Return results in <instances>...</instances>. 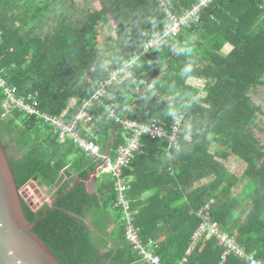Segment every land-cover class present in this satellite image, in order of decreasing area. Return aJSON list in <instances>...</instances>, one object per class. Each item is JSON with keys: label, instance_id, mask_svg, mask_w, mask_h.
I'll return each mask as SVG.
<instances>
[{"label": "trees", "instance_id": "16d2710c", "mask_svg": "<svg viewBox=\"0 0 264 264\" xmlns=\"http://www.w3.org/2000/svg\"><path fill=\"white\" fill-rule=\"evenodd\" d=\"M167 1L177 15L195 2ZM166 21L157 0H0V71L18 97L34 95L42 114L70 122ZM102 22L111 23L115 40L101 35ZM130 72L88 108L80 132L116 159L129 137L120 120L170 128L182 118L179 149L144 137L124 171L143 243L162 264H247L234 255L223 260L213 237L195 240L209 207L211 221L264 260V144L255 133L263 111L253 98L264 86V0H214ZM4 101L0 92V142L18 186L36 178L51 197L38 212L23 200L33 233L61 264H147L126 239L112 175L100 172L95 195L88 192L102 158L61 143L36 117H4ZM231 158L244 171L233 172Z\"/></svg>", "mask_w": 264, "mask_h": 264}, {"label": "built area", "instance_id": "2783aa9c", "mask_svg": "<svg viewBox=\"0 0 264 264\" xmlns=\"http://www.w3.org/2000/svg\"><path fill=\"white\" fill-rule=\"evenodd\" d=\"M157 1L160 2L167 18L163 33L151 38L122 69L115 71L108 79L100 82L94 95L83 103L79 115L70 122H64L63 120L42 114L39 111V103L34 95L18 97L17 89L7 84L3 78V73L0 71V92L5 98L3 103L4 117L11 116L15 111L23 112L29 117H36L58 133L61 143L70 140L81 148L86 155L102 158V163L98 167L97 172L109 173L115 179L118 193L117 205L122 209L125 217L126 239L139 252L142 260L147 264H162V261L160 256L152 252L150 245L143 243L139 230L134 224L131 205L127 198V193L130 190V180L125 178L124 171L131 164L135 155L142 153L144 137L166 141L169 151L179 149V133L182 118L175 119L174 124L170 128H166L165 125L158 121L143 125L129 120H120L122 128L129 134V137L126 138L125 145L118 149L116 159H111L108 155H101V147L96 143L94 144L85 140L80 132V127L82 123H89L90 117L87 114V110L95 101L105 96L111 86L122 84L125 79L132 78L130 71L141 58H144L149 52L160 47L168 39L176 37L182 29L189 27L191 23L198 22L201 11L207 8L214 0H195L192 8L181 15H177L171 10L167 0ZM2 41L3 34L0 31V44ZM108 111L111 116H114L112 107H109ZM201 216L203 224L195 236L196 241L200 240L204 235H208L215 238L224 247L223 260H226L230 255H234L244 260L247 264H264V260L259 259L255 253H248L238 245L234 237L223 232L218 223L211 221L209 207L201 212Z\"/></svg>", "mask_w": 264, "mask_h": 264}, {"label": "water", "instance_id": "95a60500", "mask_svg": "<svg viewBox=\"0 0 264 264\" xmlns=\"http://www.w3.org/2000/svg\"><path fill=\"white\" fill-rule=\"evenodd\" d=\"M27 187L36 188L39 196L48 190L36 178ZM23 200L8 153L0 142V264H61L33 233L36 224L27 219Z\"/></svg>", "mask_w": 264, "mask_h": 264}, {"label": "rangeland", "instance_id": "374dc122", "mask_svg": "<svg viewBox=\"0 0 264 264\" xmlns=\"http://www.w3.org/2000/svg\"><path fill=\"white\" fill-rule=\"evenodd\" d=\"M96 6L98 9H100V5L98 3L96 4ZM109 19L111 20L110 17ZM100 29H101V35L104 38L106 39L110 38L112 40L116 39V35L114 29L112 28L111 23L102 22L100 25ZM230 50H231L230 47H226L224 49V52L228 53ZM198 83L199 85L201 84V82ZM253 98L255 103L262 107V111H263V114L259 115L258 127L255 128V133L259 136V138L262 140L264 144V86H261L257 91L253 92ZM227 166L233 172L236 173H241L245 169V165L235 158L229 159L227 162ZM30 189H31L30 187L25 188L22 191V197L32 209H35L36 212H38L41 208H43L44 205L51 204V197L48 195V190L44 192L42 191L40 193V196L37 197L36 195H34L33 192L30 191ZM43 201L45 202L42 203Z\"/></svg>", "mask_w": 264, "mask_h": 264}, {"label": "crops", "instance_id": "0c3cea01", "mask_svg": "<svg viewBox=\"0 0 264 264\" xmlns=\"http://www.w3.org/2000/svg\"><path fill=\"white\" fill-rule=\"evenodd\" d=\"M99 172H97L96 174H94L91 179L87 182V186H88V192L90 193V195H95L96 192V182L97 179L99 178ZM130 181H132V178H129ZM30 191L34 193V195H36L37 197H39L38 193H37V189L36 188H32L30 187ZM29 191V189H28ZM149 197V193L146 192L144 195V198L147 199Z\"/></svg>", "mask_w": 264, "mask_h": 264}]
</instances>
